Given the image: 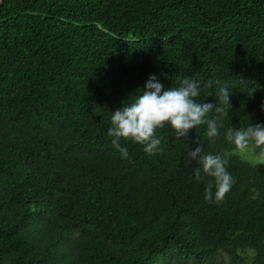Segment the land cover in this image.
<instances>
[{
  "label": "trees",
  "instance_id": "trees-1",
  "mask_svg": "<svg viewBox=\"0 0 264 264\" xmlns=\"http://www.w3.org/2000/svg\"><path fill=\"white\" fill-rule=\"evenodd\" d=\"M151 75L163 90L195 78L209 103L208 82L227 84L219 136L169 126L156 155L122 140V159L111 112ZM250 123L264 125V0H3L0 264H264V164L229 155L215 203L187 163L198 142L232 153L227 130Z\"/></svg>",
  "mask_w": 264,
  "mask_h": 264
},
{
  "label": "clouds",
  "instance_id": "clouds-1",
  "mask_svg": "<svg viewBox=\"0 0 264 264\" xmlns=\"http://www.w3.org/2000/svg\"><path fill=\"white\" fill-rule=\"evenodd\" d=\"M208 83L209 86L215 83L218 87L214 98L216 103L199 101L201 84L195 78L185 77L178 87L163 90L164 86L157 77L149 76L144 89L138 90L139 95L130 96L129 103L123 102L117 110L111 112V127L107 134L112 137V147L125 160L130 157L128 148L121 145L122 140L142 145L145 153L156 155L162 150L157 132L169 126L177 139H188L192 130L206 125L207 137L214 140L222 127L219 121L230 112L232 92L227 84L220 86L218 80ZM225 138L234 145L232 153H204L200 142L187 153V163L195 161L199 165L194 170L196 180L202 179L201 171L212 178L205 188L204 198L208 202H222L235 183L227 169L229 155L244 156L252 151L255 159L264 164V125L250 123L246 129L229 128Z\"/></svg>",
  "mask_w": 264,
  "mask_h": 264
},
{
  "label": "rangeland",
  "instance_id": "rangeland-1",
  "mask_svg": "<svg viewBox=\"0 0 264 264\" xmlns=\"http://www.w3.org/2000/svg\"><path fill=\"white\" fill-rule=\"evenodd\" d=\"M243 160H246L252 164H258L260 163L257 159H255V153L250 151L246 155L242 156L238 154ZM216 264H235V262L232 260V258L229 255H224V257L219 258L218 262ZM242 264H248V261Z\"/></svg>",
  "mask_w": 264,
  "mask_h": 264
},
{
  "label": "water",
  "instance_id": "water-1",
  "mask_svg": "<svg viewBox=\"0 0 264 264\" xmlns=\"http://www.w3.org/2000/svg\"><path fill=\"white\" fill-rule=\"evenodd\" d=\"M3 2V0H0V4Z\"/></svg>",
  "mask_w": 264,
  "mask_h": 264
}]
</instances>
